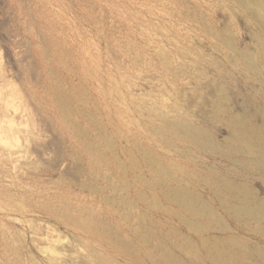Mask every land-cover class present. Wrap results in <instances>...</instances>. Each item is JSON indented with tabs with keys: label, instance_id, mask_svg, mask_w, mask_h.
<instances>
[{
	"label": "rangeland",
	"instance_id": "obj_1",
	"mask_svg": "<svg viewBox=\"0 0 264 264\" xmlns=\"http://www.w3.org/2000/svg\"><path fill=\"white\" fill-rule=\"evenodd\" d=\"M231 115L264 129V0H0V264H162L160 238L183 264H214L203 238L264 264V225L205 178L264 197ZM164 183L215 222L178 220Z\"/></svg>",
	"mask_w": 264,
	"mask_h": 264
},
{
	"label": "bare ground",
	"instance_id": "obj_2",
	"mask_svg": "<svg viewBox=\"0 0 264 264\" xmlns=\"http://www.w3.org/2000/svg\"><path fill=\"white\" fill-rule=\"evenodd\" d=\"M229 118V123L234 131L232 140L237 141L240 137H243L246 140V144L248 145L246 146L244 152H247V154H249L250 156L256 155L257 166L260 169L264 170V129L257 130L253 127H250L247 122V119L243 116L231 115ZM195 133L200 135L201 131L196 130ZM195 139H198V137L195 136ZM205 178H208V182H214L215 187H212L213 192L215 196L224 204L230 216L237 219H246L251 221L253 220L264 225V197H260V195L251 185H249L247 182L231 180L226 176L217 174V172L215 171H209L208 175ZM164 185L165 187L170 186L169 183H164ZM168 189V200L171 201L173 205L178 208V210L181 209L179 212L174 210L172 214H174V216L181 222L184 220L181 217L180 212L193 214V216H191V219L190 217L187 218V216H185V222L191 223L192 230H201L200 226L196 228L192 224V222L198 223V221H196V217L204 218L209 216L211 220L213 218H216V214L211 208V206L208 203L203 202V200H200V197H198L195 192L190 191L187 188L178 184L175 186H170ZM68 218L67 220L71 218L74 219V217H71L69 219ZM72 221L75 222L76 220ZM69 222L71 223V220H69ZM212 222L215 221L212 220ZM75 223H79V221H76ZM83 223L81 222L80 224L83 226ZM87 225L89 226L87 227ZM87 225L83 226V228H89L90 232L93 235H98L100 226L104 228V224L101 225L90 223ZM199 233L202 232L200 231ZM155 234V232H152V234H149L148 236L144 237L146 239L145 245H148L150 243V240ZM119 245H123L126 249L133 251V253L134 251L137 252L139 249H141V246L137 247L133 244V242L128 243L126 241H120ZM179 247V244H176L173 247L168 243L167 239L160 238L155 248H153L152 251H148L147 256L150 258H152V256H156L155 253L157 250V255L159 256L160 261H158L156 258L155 261L160 262L162 264H183L182 260L177 257V255L174 253V250L176 251ZM196 247L198 248V251H200L199 246L195 245V248ZM201 247L205 249L209 255H212V261L214 264L247 263L245 261L246 259L244 255H242L241 252L232 249L231 246L226 242L216 241L213 243L212 240L203 238L201 239ZM50 251L52 254L58 256L57 250L55 248L50 249ZM95 254L101 264L105 262L104 259H106L107 257L104 258V255L103 257L98 253ZM99 256L101 257L98 258ZM107 260L109 261L107 262ZM107 260V264L112 261V259L110 260V258H107ZM161 260L165 263H163ZM113 263L114 262H111V264Z\"/></svg>",
	"mask_w": 264,
	"mask_h": 264
}]
</instances>
